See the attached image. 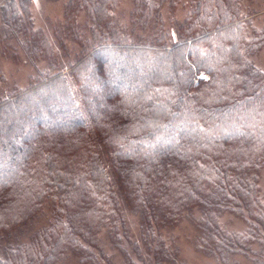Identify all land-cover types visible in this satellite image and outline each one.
I'll use <instances>...</instances> for the list:
<instances>
[{
	"label": "trees",
	"instance_id": "obj_1",
	"mask_svg": "<svg viewBox=\"0 0 264 264\" xmlns=\"http://www.w3.org/2000/svg\"><path fill=\"white\" fill-rule=\"evenodd\" d=\"M62 1L46 34L29 0H0V53L28 71L23 85L0 75V264L69 250L82 264H186L182 238L210 264H264L251 1L132 0L130 27L113 21L118 0Z\"/></svg>",
	"mask_w": 264,
	"mask_h": 264
},
{
	"label": "rangeland",
	"instance_id": "obj_2",
	"mask_svg": "<svg viewBox=\"0 0 264 264\" xmlns=\"http://www.w3.org/2000/svg\"><path fill=\"white\" fill-rule=\"evenodd\" d=\"M240 3H245L248 1H251V4L248 5V11L251 12H257V19H255V24L257 27L259 25L264 23V0H238ZM62 4L63 1H50V0H29L28 3V9L29 14L32 18L33 27L34 29H39L42 32L46 34H50V31L54 24L59 23L62 21ZM132 0H118L117 7L115 11L112 13L113 21L119 22L120 24L124 25H130L128 24V16L130 14V11L132 9ZM167 8H164V25L167 28H171L170 25L175 24V22H179L182 18V13L180 11V8H176L172 12V16L170 17V13L167 11ZM84 18L83 15L79 17V21L83 22ZM130 27V26H128ZM4 26L3 23L0 20V35L3 36L4 34ZM154 32L152 29H148V31L142 36H152ZM251 62L259 69L264 70V48L260 49L255 55L251 57ZM27 69L25 67H22V65L14 64L11 59L8 57L3 56L0 53V75L3 79L4 83H7L6 85L13 84L15 81L17 83H20V85H23L24 83V76L27 73ZM16 78V79H15ZM14 81V82H13ZM19 85V84H18ZM260 188H261V194H262V200L264 202V177L260 180ZM41 215V214H40ZM41 218H45L44 216H41ZM44 219L42 220L44 225ZM132 224V228L136 229L133 225L136 224V220L131 219L130 220ZM41 225L42 223L39 222ZM37 225V224H36ZM225 226L231 227V222L228 220H225ZM234 227V224H233ZM19 234V240L23 241L26 238V235H24V232L18 233ZM99 240L104 236V230L100 233ZM179 242V243H178ZM177 242L180 249L181 257H183L186 264H210L207 261H204L203 259H200L199 257L194 254L193 251V243H191V239H185L182 238ZM54 264H82L80 256L72 251H66L61 258L58 261H55Z\"/></svg>",
	"mask_w": 264,
	"mask_h": 264
}]
</instances>
